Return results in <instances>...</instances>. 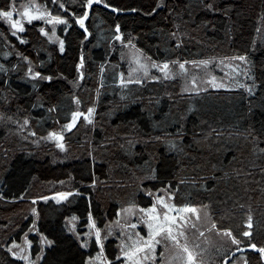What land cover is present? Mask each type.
I'll list each match as a JSON object with an SVG mask.
<instances>
[{"label":"trees","instance_id":"obj_1","mask_svg":"<svg viewBox=\"0 0 264 264\" xmlns=\"http://www.w3.org/2000/svg\"><path fill=\"white\" fill-rule=\"evenodd\" d=\"M28 1L15 0V4L19 6ZM32 1L53 14H61L50 0ZM111 2L122 9L139 11L114 13L96 5L95 12L86 21L88 31L93 34L87 40L80 31H73L71 35L62 33L59 25L55 37L49 40L38 29L44 27L51 35L52 26L36 20L24 26L25 32L21 35L28 43L21 44L9 34L11 29L0 19V33L14 45L6 48L4 40H0V54L19 51L37 65L45 61L44 74L57 77L51 82L37 83L34 89L28 80L21 79L25 63L15 55L8 57V66L18 64L19 68L9 73L14 91L9 92L0 85V91L9 97L7 106L0 102V112L16 114L20 108L22 111L14 118L22 119L27 115L30 126L21 134L16 131V125L0 121V264H23L6 251L9 237L22 243L27 233L26 238L33 240V247L39 240L37 232L29 231L33 207L38 213L39 231L54 242L44 245L45 264H81L82 258L92 252L80 249L68 229L73 216L79 218L78 226L85 225V197H91L93 216L103 228L104 224L118 219L116 211L125 201L126 205L135 199L150 205L149 198L139 190L154 184L160 186L157 181L146 179L150 167H155L158 174L164 170L160 179L180 185L176 204L205 206L215 223V231L223 234L220 230L228 229L237 239L244 231H250L251 241L258 247L264 246V153L259 151L264 149V143L255 145L249 135V132L264 134V71H261L264 0H222L221 6L223 3L231 6L228 16L203 11L202 0H163L166 7L155 12L152 9L156 7V0ZM6 4L7 0H0V7ZM169 8L174 12H169ZM204 21L212 23L205 25ZM117 23L125 36L123 45L112 39ZM173 32L182 38L179 48L170 35ZM65 36L71 48L66 54H60L57 37ZM128 38L132 45L127 44ZM253 44L255 51L250 59L255 61L256 67L251 74L255 75L258 86L250 94L237 87L251 83L250 80L242 74L236 79L227 77L217 62L237 57L249 51ZM113 48L115 50L109 54ZM132 49L138 50L146 60L140 63L149 64L147 76L139 69ZM78 50L83 51L86 58L85 76L79 80L74 70ZM105 59L109 63L104 64L101 73L99 66ZM209 59L208 67L186 63L184 73L180 72L178 64L170 63L169 70L173 74L170 79L150 67L151 61ZM4 62L0 59V63ZM36 70L41 69L37 67ZM120 72L125 79L131 72L132 81L140 79L143 82L121 87L116 82ZM208 72L229 87H210L202 80L204 78L201 79L209 75ZM60 74L66 79L60 78ZM152 76L161 79L154 81ZM194 86L207 91L186 90ZM74 96L80 99L79 106ZM94 100V124L81 117L70 134L64 133V151L56 146L55 139H41L49 131H59L60 125L68 122L71 112L86 111ZM34 103L44 107L32 108ZM53 105L55 111L48 113L47 109ZM181 125L179 147L183 151L170 152L166 141L176 139L174 134ZM210 130L221 135L218 138ZM32 132L36 135L31 136ZM156 137H160V141H156ZM90 174L97 180L95 187H90ZM61 180L67 183L62 186L58 183ZM73 187L79 188L84 195L70 197V203L50 199L32 204L37 194L51 196L55 191H69ZM249 214L252 216L251 229L247 225ZM117 244L116 236L108 237L105 242L109 260ZM240 247L243 251L237 252L230 237L223 238L209 249L211 258L216 260L213 264H224L225 253L229 256L235 253L236 264H242L243 258L248 264H260L257 251L248 248L246 242Z\"/></svg>","mask_w":264,"mask_h":264},{"label":"snow or ice","instance_id":"obj_2","mask_svg":"<svg viewBox=\"0 0 264 264\" xmlns=\"http://www.w3.org/2000/svg\"><path fill=\"white\" fill-rule=\"evenodd\" d=\"M50 2L55 6V8L61 14H53V12L49 9H45L43 11L36 10L33 11L28 6H22L23 11L19 13V15L23 18H26L27 22L31 24L34 20L45 21L48 25L52 26V34L49 35V32L44 28L40 27L38 29L39 33H42L45 37H48L49 40H52L53 37L56 35V27L59 25L61 26L62 33L67 35H71L73 31H80L81 35L83 36L84 40H87L90 35H93L88 31V26L86 25V21L90 20V15L95 12V6L100 5L106 9L111 10L114 13H121L123 11H131L137 12L138 9H122L116 7L111 0H73V2L68 3L67 0L61 2V0H50ZM222 0H202V10L206 12H220L225 16H228L229 12L231 11V6L227 3H223L221 6ZM166 7L163 3V0H156V7L152 9V12H155L158 8ZM17 8L15 4V0H7V4L5 7H0V19H3L7 25L10 26V35L19 41L21 44H27L28 40H26L22 33L25 32L24 23H22L21 19H14V13H16ZM169 12H174V9L169 8ZM190 16V13H189ZM205 25L212 23L211 21H204ZM179 28V25H177ZM259 31V29H257ZM172 38L175 40V46L179 48L182 45V38L177 36L175 32L170 33ZM117 42H120L122 45L125 40L124 33L121 32V25L119 23L115 24V35L112 37ZM0 40H4L6 48H13L10 42L7 41L6 36L0 33ZM58 40V52L60 54H66L67 50L71 48V42L67 40V36L64 38L57 37ZM127 44L132 45L131 38L127 39ZM83 45V41H81V46ZM115 49H110L109 54L111 51ZM255 51V45L253 47L237 56L232 58H225L231 60H238L243 62V68L240 67L239 64L236 65V71L239 74H242L251 83H244L239 84L237 87H242L250 94L253 93L254 89L258 86L256 77L254 74V69L256 67L255 61L250 59L251 53ZM15 55L19 57L22 62L25 63L26 70L24 71L23 76L21 79L28 80L31 83V86L35 89L37 83L41 81H48L51 82L57 77L54 75H46L44 74V66L46 64L45 61H39V65L35 64L33 60L28 56L24 55L19 51H3L0 54V59H3L5 62L0 63V85L3 86L4 89H8L9 92L14 90L11 89L9 83V73H15L19 68L18 64H11L8 66V57ZM121 58L123 59V54H121ZM150 60V58H147ZM90 62V61H87ZM109 63L107 59L99 66V70L101 73L104 71V64ZM140 70H142L143 75H148V68L149 65L140 63L139 59L136 61ZM178 64V68L181 73L186 72L185 64L191 63L196 65L197 67L200 64L207 65L211 63V60H202V61H168L164 60L161 63H157L156 61H151L150 67L156 68L163 74L165 79L172 78L173 74L169 70V64ZM223 63V61H220ZM85 64L86 58L84 56L83 51L78 50V56L76 62L74 64V70L77 73V79H83L85 76ZM37 67H40L41 70H36ZM231 67V65H229ZM261 71H264V61H261ZM118 79L116 82L121 87H127L129 83H135L137 85L141 84L143 81L137 79L135 81L131 80V72L129 73V78H124V73L120 72L118 74ZM60 78L66 79L60 74ZM161 79L160 76H152V80L159 81ZM75 86L76 82H72ZM193 85H195V79L193 78L192 81ZM210 87L215 89L220 88H228L229 85L227 83H220L217 82L215 77H212L210 80L207 81ZM103 85H101L102 87ZM189 91H195L199 93L201 91H207V89H200L196 88L195 86L192 89H186ZM99 92V89L97 90ZM39 99V97H37ZM123 99V97H122ZM75 104L77 106L80 105L81 101L78 97H73ZM0 102L4 103L6 106L9 103V97L4 95L2 91H0ZM32 108L41 107L43 108V104H32ZM56 106L53 105L52 107L47 109L48 113H53L55 111ZM22 109L17 108L16 114H9L8 112H0V121L11 122L12 124L16 125V131L23 134V131L26 127H29V117L25 115L22 119L14 118V115H18ZM96 115V101H92L91 106L86 108V111H73L70 114V118L68 122L60 125L59 131H49L46 137H41V139H55L57 141V147L61 150H65V132L71 133V130L77 126V121L83 117V119L89 123L94 124L93 117ZM58 123V121H57ZM181 125L177 128L176 133L174 134L176 139H168L166 141L168 145V150L181 152L183 151L179 147V142L182 141V133H181ZM254 131V130H253ZM211 134L216 135L218 138L221 135L220 132L215 130H210ZM36 133L32 132L31 136H35ZM249 135L252 138V142L255 145H259L260 143H264V138L262 135L264 134H253V132H249ZM28 137H25L27 139ZM247 138V137H246ZM156 141H160V137L155 138ZM36 142V141H33ZM261 153H264V149H259ZM215 168V165H213ZM163 169H161L160 174L157 173V169L155 167L149 168V175L146 177L149 181H157L160 185L159 187L155 184L151 188H141L139 189L143 194L149 198L150 205L145 208H140L139 205L130 204L128 207L123 209H118L116 211L117 221L114 223H119V217L121 212H124L128 215H136L135 209L139 210V215L137 216L136 222L134 223H125L121 225L120 235L117 237L119 240V244L117 248L112 252V259L109 260L104 254L105 242L108 240L109 236L113 235L111 230V226L109 224H104L103 228L98 226L96 223V218L93 217V210H92V202L91 197H85L87 200V208H86V223L84 227L80 231H76L74 226L69 228L68 230L72 232L73 238L75 239L78 247L82 250H88L90 253L95 251V254H89L86 257L82 258L81 264H156V246L158 244L162 246H168L171 244L176 249V256L174 259L179 261H185L187 264H193V255L192 252L189 251L188 248V241L187 237H185V241L182 244L178 237L184 236V225L186 221V214L197 213V209L195 206L190 205H183L177 206L176 204L172 203V200L179 194V184L173 185V182L167 179H160L159 175L163 174ZM236 171V170H234ZM237 175H240L239 171H236ZM249 173H244V175H248ZM89 179L91 180L90 187H95L97 184V180L94 177V174L89 175ZM215 180V177H212ZM69 180H74V178L69 177ZM60 185H64L67 183L66 181H58ZM181 184L183 181L180 182ZM83 193L80 192L79 188L73 187L72 190L69 191H55L52 193L51 196L44 195V194H37L32 198V204L35 205L38 202H47L50 199L55 200L57 203L63 201L70 203V197L75 198L77 196H82ZM2 196V194H0ZM22 198V197H21ZM160 205L163 208L162 213L157 212V206ZM32 213V220L29 225V231L37 232L39 234V240L33 247V241L28 240L27 233H25V239L21 244H18L15 239L9 237L10 243H7L6 251L10 254L11 257L17 258L19 261H22L23 264H45L44 259V245H52L54 242L49 240L43 232H40L37 223H38V213L35 207L31 209ZM207 217V213H205ZM197 220H199V216L197 215ZM73 220L79 219L78 217H73ZM144 225L147 228V236L141 237L139 232L136 230L138 225ZM247 225L248 228L251 229L252 227V216L249 214L247 216ZM191 227L193 229L196 228V224H192ZM212 227L215 228V223H212ZM176 229V231H174ZM223 234H226L230 237L231 243L236 246L237 252H242L243 249L240 247L241 244L246 242V246L257 251L260 255V264H264V246L258 247L256 243L251 241V232L244 231L241 234V238L237 239L236 236H233L231 231L228 229H221L220 230ZM202 235V233H201ZM244 238H247L245 241ZM125 240L129 241L130 243H125ZM198 247V245H196ZM18 249V250H14ZM160 255L163 257L164 252H161ZM34 257V259H33ZM100 257H104L103 260H100ZM224 264H236V255L233 253L229 256L225 253L224 257L222 258ZM163 264V262H162ZM242 264H248V260L246 258L242 259Z\"/></svg>","mask_w":264,"mask_h":264},{"label":"rangeland","instance_id":"obj_3","mask_svg":"<svg viewBox=\"0 0 264 264\" xmlns=\"http://www.w3.org/2000/svg\"><path fill=\"white\" fill-rule=\"evenodd\" d=\"M22 6H28L33 11H36L37 9L40 11L45 10L38 2L32 1V0L28 1L27 3L20 4L19 6L16 5L17 11H16V13H14L13 18L14 19H21L22 23H24V26L28 22H27L26 18H23L19 15V13L23 11ZM34 21H36V20H34ZM6 25H7V23H6ZM7 26L10 28L9 25H7ZM131 51H132V54L135 58V61H137V59H139V61H141V62H146L143 55L138 50L132 49ZM224 60L225 61H223V63H220V60H218V62H217L218 67L221 69V71L224 72V74L229 78H235V79L239 78L241 75L236 71V65L239 64L240 67L243 68V66H244L243 62H240L238 60L227 59V61H231L228 63L226 61V59H224ZM210 64L211 63H209L205 66L208 67ZM229 65H231V67H229ZM208 73H209V75H207L205 77H201V79L204 78L202 80L208 81L212 77H215L211 72H208ZM191 80H193V79H191ZM195 82H196V79H195ZM217 82L222 83L219 80H217ZM202 83H204V82L202 81ZM172 203L176 204L175 198L172 200ZM130 204L139 205L138 202H132L131 201L130 203H128L126 205V207H128ZM176 205L180 206L178 204H176ZM126 207H124V208H126ZM139 207L145 208L143 206H139ZM195 207L197 209V213L186 214V221L187 222L185 223L184 228H183L184 236H180V237H178V239H180L181 243L183 244L185 241V237H187L188 248H189V251H191L192 255H193V264H213V262L215 263L216 260H215V258H211L210 254H209L210 253L209 249H211V246H214L215 244L220 242L223 238L225 240H228L229 236H227L226 234H220L219 232H217L213 229V227H212L213 222L211 219V215L205 206H202V207L195 206ZM134 211H136V215H128L124 212H121L120 217H119V223H114L115 221H117V219H115L114 221H111L109 223V225L111 226V230L113 232L112 236L118 237L120 235L121 225H123L125 223L130 224V223L136 222L137 216L139 215V210L135 209ZM162 211H163L162 206L158 205L157 206V212L162 213ZM205 213H207V217L205 216ZM197 215L199 216V220H197V218H196ZM75 217H77V216H75ZM72 218L69 221V223H70L69 228H72L74 226V229L76 231H80L84 227V225L78 226L79 219L73 220ZM192 224H196L195 229H193L191 227ZM97 225L99 226L98 223H97ZM136 230L139 232L141 237L147 236L148 230L144 225H142V224L138 225ZM174 231H176V229H174ZM201 233H202V235H201ZM27 239L33 241L30 238H27ZM125 243L127 244L130 242L125 240ZM18 244H21V246H23V243H18ZM118 244H119V240H118ZM196 245H198V247ZM14 250H18V249H14ZM106 252L107 251H106V247H105L104 248V254L107 257ZM161 252H164L163 257L160 255ZM91 254L94 255L95 251H92ZM176 254H177L176 249L171 244H169L166 247L158 244L156 246V264H162V262H163V264H187L186 260L185 261H179V260L174 259ZM103 259H104V257H100V260H103Z\"/></svg>","mask_w":264,"mask_h":264},{"label":"crops","instance_id":"obj_4","mask_svg":"<svg viewBox=\"0 0 264 264\" xmlns=\"http://www.w3.org/2000/svg\"><path fill=\"white\" fill-rule=\"evenodd\" d=\"M123 201H124V200H123ZM132 201H133V202H137L136 199H135V200H132ZM125 203H126V201H125ZM125 203L123 202V203H122L123 205L121 204V208H120V209H123L124 207H126V204H125ZM138 204H139V206H143V207H147V206H149V205H143V204H141V203H139V202H138Z\"/></svg>","mask_w":264,"mask_h":264}]
</instances>
